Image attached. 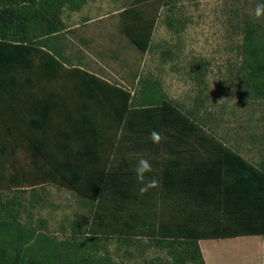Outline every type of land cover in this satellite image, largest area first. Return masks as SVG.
<instances>
[{
  "label": "rangeland",
  "instance_id": "rangeland-1",
  "mask_svg": "<svg viewBox=\"0 0 264 264\" xmlns=\"http://www.w3.org/2000/svg\"><path fill=\"white\" fill-rule=\"evenodd\" d=\"M50 1L39 0L37 5L50 14ZM133 3H61L56 39L64 65L80 66L106 83L129 90L136 102L143 83L149 81L160 99H168L189 113L208 138L221 141L260 166L264 161V96L256 90L247 66L243 38L247 26L255 25L264 42V16L254 15L256 5L263 0ZM128 8L139 10L152 21L146 51L124 32L123 22L129 15L123 12ZM41 30L33 24L29 32L34 37ZM30 75L42 81L26 86L30 93L39 95L46 86L70 101L77 97L68 88L67 79L58 80L60 75L53 79L40 77L36 71ZM147 114L158 117L155 110H130L115 135L109 125L101 122L115 143L111 161L125 164L134 182L129 187L119 183L116 192L111 187L94 201L61 184L47 159L31 148L26 123L17 121L21 135L9 122L6 128L0 127V203L14 199L18 219L40 232L26 251L27 256L39 255L40 249L48 252L50 245L58 254L57 262L40 264H195L188 254L193 243L169 234L185 227L201 228L202 216L195 204L185 203L163 188L160 176L167 153L160 145L165 141V132L160 126L148 128L153 118ZM153 130L162 136L161 143L151 141ZM140 158L152 165L145 183L159 181L158 187L143 196L134 172ZM216 239L208 243L209 264H264V235ZM68 250L69 259L65 256Z\"/></svg>",
  "mask_w": 264,
  "mask_h": 264
},
{
  "label": "trees",
  "instance_id": "trees-1",
  "mask_svg": "<svg viewBox=\"0 0 264 264\" xmlns=\"http://www.w3.org/2000/svg\"><path fill=\"white\" fill-rule=\"evenodd\" d=\"M38 1L0 0V127L6 128L9 122L21 135L17 121L26 123L31 148L47 159L61 184L94 201L111 187L116 192L119 183L129 187L134 182L125 164L111 161L115 143L101 122L109 125L115 135L130 110H155L158 117L147 114L153 118L147 124L148 128L160 126L165 132V141L160 145L167 153L160 176L162 186L168 194L195 204L202 216L201 228L185 227L169 236L191 241L194 248L188 252L189 257L196 260L195 264H205L198 239L264 235V161L256 166L221 141L208 138L189 113L168 99H160L149 81L143 83L136 102L129 90L106 83L80 66L66 67L56 39L60 30L58 11L65 0H51L50 14L42 11ZM147 1L134 0L133 4ZM126 10L123 13L129 16L123 22L124 32L146 51L152 21L135 8ZM33 24L42 29L34 37L29 32ZM262 40L255 25L247 26L243 38L247 66L256 90L264 96ZM32 71L47 79L59 75L58 80L67 79L68 88L77 97L70 101L46 86L39 95L30 93L26 86L42 82L30 75ZM14 203V199L0 203V264L57 262L58 254L50 245L48 252L39 248V255L27 256L26 251L40 232L22 224ZM65 256L70 258V250Z\"/></svg>",
  "mask_w": 264,
  "mask_h": 264
},
{
  "label": "clouds",
  "instance_id": "clouds-1",
  "mask_svg": "<svg viewBox=\"0 0 264 264\" xmlns=\"http://www.w3.org/2000/svg\"><path fill=\"white\" fill-rule=\"evenodd\" d=\"M254 15L256 18L264 16V3H259L256 5ZM150 139L153 143L159 144L162 141V136L159 132L153 130L150 133ZM152 171V165L148 159L140 158L134 168L137 182L141 185L139 188V194L143 196L150 189L156 188L159 186V181L152 179L145 183V175Z\"/></svg>",
  "mask_w": 264,
  "mask_h": 264
},
{
  "label": "crops",
  "instance_id": "crops-1",
  "mask_svg": "<svg viewBox=\"0 0 264 264\" xmlns=\"http://www.w3.org/2000/svg\"><path fill=\"white\" fill-rule=\"evenodd\" d=\"M214 240H218L216 238H203V239H198L197 244L199 247V250L201 252V255L203 257V259L206 261V264H209V260H210V245L208 243H210L211 241Z\"/></svg>",
  "mask_w": 264,
  "mask_h": 264
}]
</instances>
